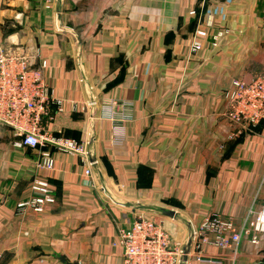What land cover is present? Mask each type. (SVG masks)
<instances>
[{
    "label": "crops",
    "instance_id": "obj_1",
    "mask_svg": "<svg viewBox=\"0 0 264 264\" xmlns=\"http://www.w3.org/2000/svg\"><path fill=\"white\" fill-rule=\"evenodd\" d=\"M0 42L32 67L47 62L62 102L48 131L88 148L85 162L51 146L17 148L0 124V264H123L114 241L139 213L184 246L207 216L242 227L264 206V124L232 122L225 99L234 78L264 75V0H60L51 9L0 0ZM112 102L129 117L120 145ZM46 149L56 163L41 174L56 203L20 215ZM258 238L210 246L190 264H264Z\"/></svg>",
    "mask_w": 264,
    "mask_h": 264
},
{
    "label": "built area",
    "instance_id": "obj_2",
    "mask_svg": "<svg viewBox=\"0 0 264 264\" xmlns=\"http://www.w3.org/2000/svg\"><path fill=\"white\" fill-rule=\"evenodd\" d=\"M43 2L47 9H51L60 0ZM197 35L205 36L206 32L198 30ZM200 46L195 39L192 50L197 51ZM46 67V61H42L39 67H32L26 55L8 50L0 42V124L13 129L17 137L14 146L17 148L40 149L51 146L60 152L78 154L85 162L88 160L86 143L48 131L46 120L50 117L51 108L55 103L60 107L62 102L56 99L46 82ZM225 99L226 114L232 122L245 128L264 124V75L249 80L234 78L225 93ZM123 104L131 105L127 102ZM117 107V102L107 105L106 116L115 125L112 142L120 145L126 141V136L119 125L129 117L126 114L120 115ZM55 163L48 149L41 151L37 161L40 173L30 184L32 195L17 204L20 215H41L56 203L50 181L41 174L45 170H52ZM86 174L90 175L91 170L87 169ZM247 234H251V242L254 244L259 242L258 234L264 235V206L254 212V217L242 227L219 215L207 216L192 230L191 250L184 263L183 244L174 240L165 230L163 221L153 215L137 214L129 229H119L114 246L123 250V264H190V258L205 262L208 247L228 249Z\"/></svg>",
    "mask_w": 264,
    "mask_h": 264
},
{
    "label": "water",
    "instance_id": "obj_3",
    "mask_svg": "<svg viewBox=\"0 0 264 264\" xmlns=\"http://www.w3.org/2000/svg\"><path fill=\"white\" fill-rule=\"evenodd\" d=\"M170 216H173V212H169L168 213ZM191 244H192V236H190L186 242V244L184 245L183 247V251H184V254H183V257H182V262H186L188 260V254L191 250ZM60 260L64 263V264H79L78 262H67L66 259L64 257H61Z\"/></svg>",
    "mask_w": 264,
    "mask_h": 264
}]
</instances>
